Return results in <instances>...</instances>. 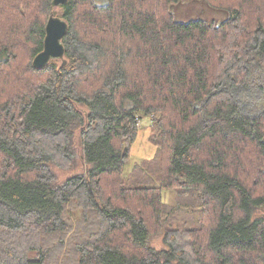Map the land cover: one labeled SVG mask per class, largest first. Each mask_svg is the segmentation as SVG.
I'll list each match as a JSON object with an SVG mask.
<instances>
[{"label":"trees","instance_id":"trees-1","mask_svg":"<svg viewBox=\"0 0 264 264\" xmlns=\"http://www.w3.org/2000/svg\"><path fill=\"white\" fill-rule=\"evenodd\" d=\"M188 1L227 18H177ZM52 2L0 0V264H264V113L230 92L264 0H69L65 58L38 69ZM145 117L156 165L123 180ZM77 141L85 173L60 180Z\"/></svg>","mask_w":264,"mask_h":264},{"label":"rangeland","instance_id":"rangeland-1","mask_svg":"<svg viewBox=\"0 0 264 264\" xmlns=\"http://www.w3.org/2000/svg\"><path fill=\"white\" fill-rule=\"evenodd\" d=\"M99 14L100 15L98 16L102 18L103 14ZM52 15H55L56 17H61L62 9H55ZM176 16L177 18L182 20L202 18L207 23H219L227 18V14L213 9L208 3L194 1H188L186 4H184V6H181L180 8L176 9ZM230 92L235 102L239 106L241 114L249 118H254L264 113V56L259 58L257 63L252 66L250 78L247 82V85L231 89ZM219 122L226 125V122ZM152 130V119L148 117L143 118V120L139 124L136 139L130 147L129 157L122 174L123 180H128L131 178L133 173H137L138 170H135L136 166L139 164L143 165L145 163L144 161L146 160H149L147 161L149 162V164L156 165L154 157L156 155L158 147L151 142ZM77 152L78 161L74 168L69 172L58 171L60 180L70 178L77 174L85 173L86 169L82 160V152L79 148L78 141ZM159 168L160 167L158 166V170ZM144 170L145 172L141 171L137 174V176L139 175V178L143 182H145L147 176H149V178L147 179V183H150L151 176L155 177L158 174V170L155 171L156 166H152L151 168H149V166L147 165L144 167ZM163 196L164 201L167 204H174L175 202H178L179 199L181 203L189 202L186 198L176 197V192H173L171 194V192L166 191L163 193ZM152 245L156 249H162L164 247L162 234L159 233L152 237Z\"/></svg>","mask_w":264,"mask_h":264},{"label":"water","instance_id":"water-1","mask_svg":"<svg viewBox=\"0 0 264 264\" xmlns=\"http://www.w3.org/2000/svg\"><path fill=\"white\" fill-rule=\"evenodd\" d=\"M69 0H53V8H61L66 5ZM69 30L68 23L61 17L52 15L46 26V39L44 50L36 56L34 64L38 69H43L49 65L51 61L64 60L65 47L63 39Z\"/></svg>","mask_w":264,"mask_h":264}]
</instances>
